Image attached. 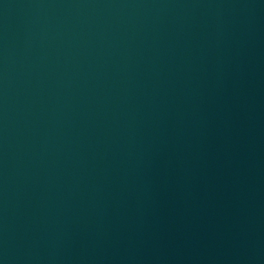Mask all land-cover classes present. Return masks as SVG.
<instances>
[{
  "label": "water",
  "instance_id": "1",
  "mask_svg": "<svg viewBox=\"0 0 264 264\" xmlns=\"http://www.w3.org/2000/svg\"><path fill=\"white\" fill-rule=\"evenodd\" d=\"M0 264H264V0H0Z\"/></svg>",
  "mask_w": 264,
  "mask_h": 264
}]
</instances>
